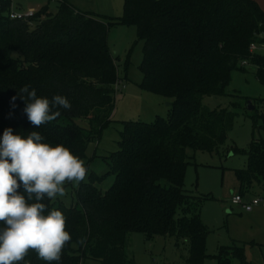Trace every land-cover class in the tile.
Listing matches in <instances>:
<instances>
[{
    "label": "trees",
    "instance_id": "16d2710c",
    "mask_svg": "<svg viewBox=\"0 0 264 264\" xmlns=\"http://www.w3.org/2000/svg\"><path fill=\"white\" fill-rule=\"evenodd\" d=\"M11 11V0H0V137L6 128L24 137L37 131L43 142L69 148L88 169L84 181L65 185L72 186L71 202L66 195L41 201L47 211L63 212L71 234L59 264L85 259L134 264L124 251L133 231L147 241L168 236L176 246L184 242L185 264H203L210 256L205 241L211 231L200 210L210 196L190 195L184 188L187 149L219 152L229 139L235 112L209 108L203 99L225 94L233 70L251 63L264 85V52L251 48L264 45V10L255 0H123L121 17L102 20L61 0L54 14L44 6L23 20L10 18ZM113 25L135 26L143 43L140 87L170 105L166 117L123 121L119 148L102 158L107 170L98 175L86 150L111 122L115 107L118 77L107 41ZM25 85L49 100L63 95L71 108H54L60 112L56 120L33 126L18 95ZM253 110L248 146L227 149L246 158L242 168L234 169L242 196L253 186L264 189V137L255 135L264 114ZM108 178L112 181L102 188ZM212 257L218 264H230L232 257L249 264L244 246L235 240ZM25 259L46 264L31 250Z\"/></svg>",
    "mask_w": 264,
    "mask_h": 264
},
{
    "label": "rangeland",
    "instance_id": "374dc122",
    "mask_svg": "<svg viewBox=\"0 0 264 264\" xmlns=\"http://www.w3.org/2000/svg\"><path fill=\"white\" fill-rule=\"evenodd\" d=\"M61 0H11V9L14 12L33 10L38 12L46 6L48 12L54 14ZM75 9L83 12H92L99 15L102 20L118 18L123 13V0H66ZM108 50L115 59L118 82L115 85V107L111 115V122L103 128L98 140L89 142L86 157L92 158L90 169L102 175L107 170L102 158L118 150V141L122 138L124 130L123 121L137 120L152 121L155 116L166 117L170 103L153 92L145 91L140 87L142 73L139 69L143 54L142 41L137 39L136 28L132 25H113L108 31ZM255 50L264 52V45L257 46ZM256 66L244 63V70H233L225 94L220 96H207L203 103L209 108L225 107L235 112V120L229 139L219 152L193 151L187 149L190 163L186 167L184 188L190 195L210 196L203 200L200 217L202 222L210 229L207 237L206 252L210 255L203 264H218L213 258L220 246L231 245L232 240L240 242L245 248V257L249 264H264V244L253 246V239H264L252 220L258 218V224H264V209L254 206L253 212H246L241 205L231 201L234 194H238L239 185L234 176V169L241 168L245 162L242 154H228V147L235 145L245 149L251 138L253 109L264 114V85L255 75ZM85 124V120H79ZM256 136L264 137V120H257ZM112 178L104 180L102 188H107ZM76 186V183L73 182ZM66 189L64 200L71 202V187ZM264 194L258 187H252L246 192L244 200H251L254 196ZM63 198V197H62ZM257 224V225H258ZM257 237V238H256ZM124 251L134 264H185L188 256L187 244L181 242L179 246L171 237H156L150 241L145 240L140 232H129L125 239ZM82 264H100L93 259H85ZM230 264H240L238 259L232 257Z\"/></svg>",
    "mask_w": 264,
    "mask_h": 264
},
{
    "label": "clouds",
    "instance_id": "9594fccd",
    "mask_svg": "<svg viewBox=\"0 0 264 264\" xmlns=\"http://www.w3.org/2000/svg\"><path fill=\"white\" fill-rule=\"evenodd\" d=\"M18 95L25 100L24 112L36 127L56 120L60 112L54 108H71L65 96L39 97L29 85ZM43 141L37 131L24 137L13 134L12 128H6L0 137V223L4 225L0 228V264H30L25 259L30 250L46 264H59L71 241L63 212L47 211L41 201L64 197L65 185L84 181L88 169L69 148ZM33 197L36 202L29 203ZM85 240L81 238L79 243L84 245Z\"/></svg>",
    "mask_w": 264,
    "mask_h": 264
},
{
    "label": "built area",
    "instance_id": "2783aa9c",
    "mask_svg": "<svg viewBox=\"0 0 264 264\" xmlns=\"http://www.w3.org/2000/svg\"><path fill=\"white\" fill-rule=\"evenodd\" d=\"M34 11L33 10H27L25 12H14L11 11L9 13V17L10 18H16V19H23L26 20L30 17H32L34 15ZM251 48L253 50H255L256 46L252 45ZM244 64V63H243ZM231 201L234 203H238L241 205V207L245 210V211H250L252 210V208L256 205H259L260 203H264V196H254L253 198H251V200H244V197L240 194H234L231 197Z\"/></svg>",
    "mask_w": 264,
    "mask_h": 264
},
{
    "label": "crops",
    "instance_id": "0c3cea01",
    "mask_svg": "<svg viewBox=\"0 0 264 264\" xmlns=\"http://www.w3.org/2000/svg\"><path fill=\"white\" fill-rule=\"evenodd\" d=\"M259 6L262 8V10H264V0H255ZM230 155H232L230 153ZM245 162H246V158H245ZM245 162H244V165H245ZM243 165V166H244ZM242 166V167H243ZM241 167V168H242ZM254 187H258V189L261 191V192H264V189L260 188L259 186H254ZM260 196H264V194H261ZM256 206H260L259 209H264V203H260L259 205H256ZM242 210H244L242 207H241ZM253 209V208H252ZM245 211V210H244ZM251 212H253V210H250ZM246 212H249V211H246ZM256 213V212H255ZM255 213L253 212L252 215L254 216V219L252 220L253 223H256L254 224V226H256L259 230V232H261L260 234H264V224H262L261 222L258 224V218L255 217ZM258 224V225H257ZM257 238V237H256ZM236 241V240H235ZM238 242V241H237ZM253 246H262V244H264V239H253L250 241ZM240 243V242H239ZM264 247V246H262Z\"/></svg>",
    "mask_w": 264,
    "mask_h": 264
},
{
    "label": "water",
    "instance_id": "95a60500",
    "mask_svg": "<svg viewBox=\"0 0 264 264\" xmlns=\"http://www.w3.org/2000/svg\"><path fill=\"white\" fill-rule=\"evenodd\" d=\"M168 104H169V103H168ZM248 108H250V109H253V108H254V106L251 105V101H249V106H248Z\"/></svg>",
    "mask_w": 264,
    "mask_h": 264
}]
</instances>
